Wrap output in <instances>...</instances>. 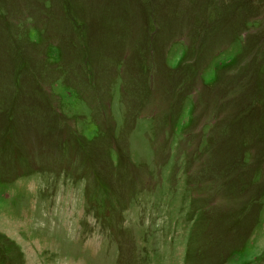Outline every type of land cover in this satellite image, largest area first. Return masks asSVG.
I'll list each match as a JSON object with an SVG mask.
<instances>
[{
  "label": "rangeland",
  "instance_id": "obj_1",
  "mask_svg": "<svg viewBox=\"0 0 264 264\" xmlns=\"http://www.w3.org/2000/svg\"><path fill=\"white\" fill-rule=\"evenodd\" d=\"M0 264H264V0H0Z\"/></svg>",
  "mask_w": 264,
  "mask_h": 264
}]
</instances>
